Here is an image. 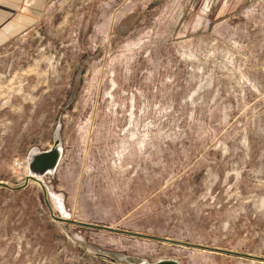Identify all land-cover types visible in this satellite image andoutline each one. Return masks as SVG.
<instances>
[{"label": "rangeland", "instance_id": "rangeland-1", "mask_svg": "<svg viewBox=\"0 0 264 264\" xmlns=\"http://www.w3.org/2000/svg\"><path fill=\"white\" fill-rule=\"evenodd\" d=\"M19 11L0 45V183L23 186L56 137L62 157L0 188V264H264L72 223L264 258V0Z\"/></svg>", "mask_w": 264, "mask_h": 264}, {"label": "water", "instance_id": "water-1", "mask_svg": "<svg viewBox=\"0 0 264 264\" xmlns=\"http://www.w3.org/2000/svg\"><path fill=\"white\" fill-rule=\"evenodd\" d=\"M61 157H62L61 144H60L59 138L56 137L54 139L53 145L49 149H47L45 151H33L28 155V158H27L28 176L26 177L25 183L23 186H20L17 188H10L9 186H7L4 183H0V188H8V189L13 190V191H18V190L23 189L30 181H33V182L39 181L44 176H46L48 174H52L56 170V168H57V166L61 160ZM45 202L48 205L46 198H45ZM51 217L54 218L55 220H59L62 222H68L65 219L64 220L63 219H57L52 214H51ZM72 223L75 225L81 226V227L97 229V230L107 231V232H117V233L127 234V235L140 237V238L153 239V240L168 243V244L180 245V246H184V247H190V248L209 251V252H213V253H220V254H225V255H231V256L246 258V259L254 260V261H258V262H264V258H260L257 256L239 254V253H234V252L224 251V250H218V249L208 248V247L199 246V245H191V244H187V243H181L178 241H173V240H168V239H161V238L148 237V236L134 234V233L122 232V231H118V230L108 228V227L96 226V225H92V224H85V223H81V222H72ZM97 256L105 258V259H110L104 255L97 254ZM110 260L113 261L112 259H110ZM152 264H180V263L176 260L168 259V260L157 261V262L152 263Z\"/></svg>", "mask_w": 264, "mask_h": 264}, {"label": "crops", "instance_id": "crops-1", "mask_svg": "<svg viewBox=\"0 0 264 264\" xmlns=\"http://www.w3.org/2000/svg\"><path fill=\"white\" fill-rule=\"evenodd\" d=\"M19 8L20 0H0V45L7 39L5 32L14 34L20 30ZM6 20L11 24L5 26L4 21Z\"/></svg>", "mask_w": 264, "mask_h": 264}]
</instances>
